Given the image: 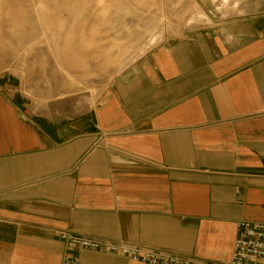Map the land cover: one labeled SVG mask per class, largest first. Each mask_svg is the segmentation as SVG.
<instances>
[{"label": "crops", "instance_id": "obj_1", "mask_svg": "<svg viewBox=\"0 0 264 264\" xmlns=\"http://www.w3.org/2000/svg\"><path fill=\"white\" fill-rule=\"evenodd\" d=\"M188 1L82 119L0 91V264H60L61 232L227 263L238 224L264 222V0Z\"/></svg>", "mask_w": 264, "mask_h": 264}, {"label": "rangeland", "instance_id": "obj_2", "mask_svg": "<svg viewBox=\"0 0 264 264\" xmlns=\"http://www.w3.org/2000/svg\"><path fill=\"white\" fill-rule=\"evenodd\" d=\"M192 12L188 0H0V91L37 118L82 119Z\"/></svg>", "mask_w": 264, "mask_h": 264}, {"label": "built area", "instance_id": "obj_3", "mask_svg": "<svg viewBox=\"0 0 264 264\" xmlns=\"http://www.w3.org/2000/svg\"><path fill=\"white\" fill-rule=\"evenodd\" d=\"M237 230L232 256L227 263L199 260L147 247L61 232L58 237L63 242L65 251L60 264H79V258L74 254L76 251L122 256L141 264H264V222L241 221Z\"/></svg>", "mask_w": 264, "mask_h": 264}]
</instances>
